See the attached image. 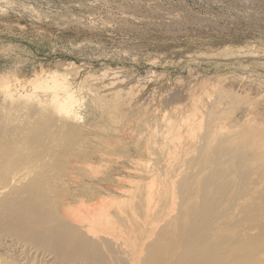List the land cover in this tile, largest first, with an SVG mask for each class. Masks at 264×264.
Segmentation results:
<instances>
[{
    "label": "rangeland",
    "instance_id": "obj_1",
    "mask_svg": "<svg viewBox=\"0 0 264 264\" xmlns=\"http://www.w3.org/2000/svg\"><path fill=\"white\" fill-rule=\"evenodd\" d=\"M53 72L66 74L71 88L80 99L79 124L56 114L47 104L44 105L51 95L49 90L46 92L45 89H38L35 92L33 84L28 83L33 79L37 80V75L42 78ZM116 73L118 76L115 77ZM101 75L102 77H97ZM111 77L117 80L115 87L110 85ZM4 79L14 86L18 84L17 80H20L24 86L22 89L17 88L18 93L15 92L12 101L7 99L1 88ZM225 82L227 84L223 85ZM248 85L250 87H247ZM222 86L226 92L231 90V94L233 93L228 95L231 97L229 99H235L225 100L226 95L223 100L220 93L216 92V89L221 90ZM26 94L37 99L36 104H27ZM258 98L264 101V0H0V143L8 142L14 146L18 143L16 149H19L20 156L23 155L22 157L30 161V169L33 167L31 172L37 173L40 183L44 185L41 184L40 194L43 195L41 194L40 200L36 194L37 180H34V185L28 181V185L24 183L26 186H11V193L24 190H21L23 196L19 193L12 195L16 200L1 198L3 201L7 200V204L0 202L5 205L4 207L2 204L0 208V253L4 254L1 253L0 257L8 264H145V259L146 264L149 263L146 254L138 263L137 260L131 259L132 247L125 231L129 226L120 225L118 228L121 232L120 229L116 230L118 228L115 224L111 223L114 224L112 227L102 215L100 216L98 210V213L93 214L95 217H90L79 225L88 227L92 236V228L89 226H92L91 222L97 218L93 222L95 228L108 229L113 232L110 236L116 240L105 237L100 241L101 244L89 242L92 240L86 236V229L77 231L78 228L72 227L71 224L76 222L61 216L60 207L68 201L74 207L71 214H76L83 205L88 209L91 205L104 201V206L110 214L109 218L114 216L113 219H122L131 224L136 216L134 221L142 222L143 224L139 225L147 227L146 229H150L153 222L152 224L159 223L158 228L162 230L160 227L165 225L163 219L175 220L172 239L174 242L169 241V245L155 252L156 255L149 252L153 261L162 258L166 260L164 254H161L165 251L169 254L171 251L179 254L177 257H180V260L176 258L177 261L173 264L183 261L184 264H203L199 262L204 258L207 260L206 264H209L211 258L223 256L231 247H245L246 253L249 252V245H258L255 242L264 240V221L262 224L255 222L256 217L260 218L262 215L259 209L264 207L263 188L257 190L262 192H257L252 205L255 213L242 210L238 212L233 208L243 201L246 203L247 197L250 199L245 194H253L256 190L253 187L257 185L255 180L259 181L258 176L262 175H258L260 166L251 161L256 152H248V149L244 148L242 137L236 139H239L240 147L244 150L236 149L235 144L238 142L231 147L228 141L237 126L234 124L239 122L243 126L240 120L250 118L251 112L249 113L248 109L255 108L258 113L264 114V102L261 103ZM210 99L213 101H208ZM248 99L251 101L246 102ZM39 101H43L42 105ZM222 101H226V106L221 107ZM249 102L251 103L248 104ZM227 103H230L229 106ZM147 106L151 108L145 109ZM211 107L214 110L218 108L214 111ZM241 107L243 110L240 111ZM223 109H230L228 112L233 115H229L231 119L225 116L226 119L220 114L225 112ZM245 112L249 113L245 114L246 118L243 117ZM257 112L253 113L255 115L251 118L263 121L264 115L260 113L256 117ZM211 113L214 116H211ZM218 115L223 118L222 121L218 120L217 124ZM187 116L196 123L192 128H182L179 132L176 125L180 126V120L188 118ZM170 128H174L171 133ZM193 129V133L188 131ZM205 136H210L211 139ZM217 139L220 141L216 142ZM207 145H212L213 148L209 150ZM229 146L231 148H228ZM239 153L242 159L239 158ZM224 163H227L226 168ZM219 165L220 168L223 166V171L219 169ZM240 179L242 182H239ZM250 183L256 185H251V188ZM28 187L30 189H27ZM31 189H35L33 195L36 201L32 200ZM248 190L250 191L246 192ZM27 191L30 192L31 199L25 198ZM34 202H42L40 208L39 204ZM34 208L41 213L38 214L41 218L35 214L38 211H32ZM171 208L175 209H172L174 214L171 213ZM167 211L173 217H168L170 214L167 215ZM23 217L26 220L24 225L29 222L26 228H23ZM33 217L38 220L36 224ZM42 217L45 219L40 220ZM32 219L33 223L30 222ZM33 226L36 228L34 232L31 228ZM22 228L28 229L29 235ZM37 228L42 231L37 233ZM229 231L235 234L230 235L232 233ZM35 232L36 237L33 235ZM239 232L245 233L244 237L247 238L242 239L243 243L240 242L241 238H238L243 234ZM195 234L200 235V238ZM61 238L66 239L68 245L63 243ZM195 238L201 241L198 240L197 243ZM189 240L193 242L189 244ZM123 244L128 246L124 245L122 248ZM11 246L17 248H13V251ZM57 247H61V251ZM126 248L129 250H124L127 253L123 251ZM220 248L226 250L221 252ZM196 251H199L200 257H197L200 261L193 255ZM242 252L241 256H245ZM180 253L186 259H183ZM192 255L194 260L189 257Z\"/></svg>",
    "mask_w": 264,
    "mask_h": 264
},
{
    "label": "bare ground",
    "instance_id": "obj_2",
    "mask_svg": "<svg viewBox=\"0 0 264 264\" xmlns=\"http://www.w3.org/2000/svg\"><path fill=\"white\" fill-rule=\"evenodd\" d=\"M65 67V66H64ZM71 67V66H70ZM75 68V67H74ZM112 71V70H111ZM114 71V70H113ZM103 72H105V71H103ZM102 72V73H103ZM107 72V71H106ZM109 72V71H108ZM107 72V73H108ZM111 74H112V72H110ZM99 74H101V72L99 73ZM105 75H106V73H104ZM197 74V73H196ZM66 75V74H65ZM64 74H60V73H57V72H53V73H49V74H46L44 77L42 76V78H40L41 76H38L37 75V80L35 79H33L32 81H29L28 83H30V84H33L32 86H33V90H35V92H36V90H38V89H45L46 90V92H48V90H49V92H51V95L48 97V100L46 101V103L44 102V105H48L50 108H51V110L53 111V112H56V114H58V115H60V116H63V117H65V118H67V119H70L72 122H75V123H80V121H81V114H80V112H79V106H80V99H78L77 98V95H76V93H75V91H73V88H71V86H70V84H69V82H68V78L65 76ZM108 75V74H107ZM161 75V74H160ZM110 76L111 75H109V77L108 78H110ZM116 76H118L117 75V73L115 74V77ZM195 76H197V75H195ZM200 76V75H199ZM97 77H102V75L101 76H97ZM107 77V76H106ZM114 77V78H115ZM114 78H112L111 77V79H110V81H111V84L110 85H112V86H114L115 87V85L117 84V80H115ZM205 80V79H204ZM225 80V79H224ZM231 80V79H230ZM107 81H108V79H107ZM151 81V80H150ZM189 82H190V80H188ZM120 82V81H119ZM209 82V81H208ZM2 84H1V88H2V90H3V92H4V94H5V96L7 97V99H10L11 101L12 100H14V97H15V92H17L18 93V90H17V88L18 87H21V89L22 88H24V86L20 83V80H19V82H18V80H17V83L19 84H16L15 86H14V84H10L11 82H9L8 80H6V79H4V80H2V82H1ZM108 83V82H107ZM196 83V82H195ZM235 83V82H234ZM106 84V83H105ZM115 84V85H114ZM121 84V83H120ZM227 83L225 82V84H223V85H226ZM240 84V83H239ZM108 85V84H107ZM178 85V84H177ZM218 85H220V84H218ZM237 85V84H236ZM118 86V85H117ZM131 86V85H130ZM213 86H214V84H213ZM217 86V85H216ZM228 87H229V85H227ZM109 87V86H108ZM219 86H217V88H218ZM231 87V86H230ZM246 87V86H245ZM247 87H250V85H248ZM197 88H198V86H197ZM214 88H216V87H214ZM221 88V87H220ZM223 86H222V89L220 90V92H219V90L218 89H216V92H218V94L220 93V95L222 96V98H223V100H224V97H226V95H227V99L225 98V100H233V99H235V97L233 98L232 97V99H229V98H231L230 96L228 97V95H230L231 94V90H230V92H226L225 90H223ZM256 88H258V87H256ZM19 89V88H18ZM132 89V88H131ZM241 89V88H240ZM245 89V88H244ZM248 89V88H247ZM112 90V89H111ZM119 90V89H118ZM207 90H208V88H207ZM249 90V89H248ZM261 90V89H260ZM113 92H114V90H113ZM124 92H125V90H124ZM124 92H123V94H124ZM129 92L130 93H132L131 92V90H129ZM190 92H191V90H190ZM193 92H194V90H193ZM214 92H215V89H214ZM243 92H245V90H243ZM258 92H259V90H258ZM34 93V92H33ZM111 93V92H110ZM128 93V92H127ZM126 93V94H127ZM134 93V92H133ZM181 93V92H180ZM208 93V92H207ZM229 93V94H228ZM248 93V92H247ZM254 93V92H253ZM28 94V93H27ZM26 94V96L28 97L27 98V101H26V103L27 104H29V102H34V104H36V102H37V99H34L32 96H28ZM32 94V93H31ZM121 93L119 92V95H120ZM122 94V95H123ZM233 94V93H232ZM231 94V95H232ZM235 95H238L237 93H234ZM241 94V93H240ZM258 93H256V95H257ZM119 95H117L118 97H119ZM121 95V96H122ZM135 95V94H134ZM172 95V94H171ZM182 95V94H181ZM191 95V94H190ZM214 95V94H213ZM219 95V96H220ZM199 96H202V94L200 95L199 94ZM211 96V95H210ZM217 96V95H216ZM260 96V95H259ZM19 97H20V95H19ZM36 97V96H35ZM114 97V96H113ZM168 97V96H167ZM173 97V96H172ZM186 97V96H185ZM207 97V96H206ZM242 97V96H241ZM243 97H245L244 95H243ZM21 98V97H20ZM37 98V97H36ZM47 98V97H46ZM219 98H221V97H219ZM246 98V97H245ZM248 98V97H247ZM124 99V98H123ZM170 99V98H169ZM185 99H187V98H185ZM208 99V98H207ZM216 99H218V98H216ZM237 99V98H236ZM239 99V98H238ZM259 99V98H258ZM212 99H210V100H208V101H211ZM219 100H222V99H219ZM242 100V99H241ZM253 100V99H252ZM260 100V99H259ZM121 101H122V98H121ZM188 101V100H187ZM213 101V100H212ZM217 101V100H216ZM229 101V102H230ZM235 101H237V100H235ZM234 101V102H235ZM245 101V100H244ZM248 101H251V100H246V102H248ZM261 101V100H260ZM259 101V102H260ZM41 102H43V101H39L38 103L39 104H41ZM124 101H122V103H123ZM224 101H222L221 103H223ZM262 102H264L263 100L261 101V103ZM25 103V104H26ZM150 103V102H149ZM173 103V102H172ZM203 103V102H202ZM210 103V102H209ZM220 103V104H221ZM225 103H226V101H225ZM225 103H223V104H221V107L225 104ZM235 103H237V102H235ZM234 103V104H235ZM251 102H249L248 104H250ZM230 104V103H229ZM229 104L227 103V105L229 106ZM233 104V103H232ZM238 104H240V103H238ZM238 104H237V106H238ZM253 104V103H252ZM254 104L256 105V101L254 102ZM253 104V105H254ZM38 105V104H37ZM42 105V104H41ZM41 105H40V107H41ZM43 105V106H44ZM46 105V106H47ZM161 105V104H160ZM163 105V104H162ZM190 105V104H189ZM210 105H212V104H210ZM241 105V104H240ZM258 105V104H257ZM220 105H218V107H219ZM224 106H226V105H224ZM228 106H227V108H228ZM244 106V108H245V105H243ZM259 106V105H258ZM186 107V106H185ZM218 107H216V109L218 108ZM261 107V106H260ZM259 107V108H260ZM39 108V107H38ZM48 107H46V109H47ZM148 108H151V107H146L145 109H148ZM189 108H191V107H189ZM212 108V107H211ZM220 108V107H219ZM226 108V107H225ZM231 108V107H230ZM240 108V107H239ZM242 108V107H241ZM248 108H250V107H248ZM252 108V107H251ZM257 108V107H256ZM42 109V108H41ZM45 109V110H46ZM167 109V108H166ZM209 109V108H208ZM213 109V108H212ZM215 109V110H216ZM236 109V108H235ZM234 109V110H235ZM255 109V108H254ZM248 109L249 110V116L251 115V116H254L255 114H253V113H255V112H257V109ZM44 110V109H43ZM50 110V111H51ZM176 110V109H175ZM214 110V109H213ZM214 110V111H215ZM224 111H225V109H223ZM228 110V109H227ZM233 110V111H234ZM237 110V109H236ZM239 110V109H238ZM237 110V111H238ZM241 110H243V108L242 109H240V111ZM247 110V111H248ZM184 111V110H183ZM205 111H206V109H205ZM213 111V112H214ZM221 111H222V109H221ZM228 111H230V109L228 110ZM228 111H225V112H220V114L221 115H223L224 117L225 116H229V115H231V117L233 116L232 115V112H231V114H229L230 112H228ZM246 111V110H245ZM253 111V112H252ZM259 111V110H258ZM149 112H152V111H149ZM198 112V111H197ZM243 112V111H242ZM203 113V112H202ZM240 113V112H239ZM260 113H262V112H260ZM260 113H258L257 112V116L256 117H258V114H260ZM47 114V113H46ZM178 114V113H177ZM180 114V113H179ZM210 114V113H209ZM236 114V113H235ZM245 114L246 115H248L246 112L244 113V116L243 117H245L246 118V116H245ZM52 115V114H51ZM58 115H56V116H58ZM147 115V114H146ZM202 115V114H201ZM214 116V114H212L211 113V116ZM215 115H216V113H215ZM220 115V116H221ZM262 115H264L263 113H262ZM262 115H260V117L262 116ZM38 116V115H37ZM159 116V115H158ZM163 116V115H162ZM183 116V115H182ZM211 116H209V119H210V117ZM219 116V115H218ZM217 116V117H218ZM220 116H219V118H220ZM223 116H222V118H223ZM251 116H250V118H246V119H244L243 121L242 120H240V119H238V120H240V123L242 122L244 125L243 126H241L240 124H239V122H237V124H234V125H237L236 127H234V133H233V136L230 138V140L228 141V142H230L229 144H230V146L232 147L233 146V144L235 143V142H238L239 141V139H236V137L238 138H241L242 137V139H241V143L243 144V146H244V148H246V149H248V152H252L253 150H254V153L256 152V155L254 154V159H251V161L253 162V163H257V166H260L259 167V169H260V172H258V175H259V173H261V175H262V177L261 176H258V178H259V181H258V179H256L255 180V182L257 181V185L254 183V185H256V186H254L252 183L254 182V181H252V183H250L249 185H250V187H251V185H253L252 187L254 188V192H253V194H250V193H246L245 195H247V196H249L250 197V199L247 197V199H246V203L243 201V203H239V204H237L236 205V207H235V209L233 208V210L234 211H240V210H242V212L243 211H245V212H254V208H252V205H254V202H255V200H256V197H257V195H258V193L257 192H262V191H257L258 189H262L263 188V190H264V120L263 121H257V119L254 117V118H251ZM41 117V116H40ZM59 117V116H58ZM173 117H174V115H173ZM185 117H186V115H185ZM188 117V116H187ZM216 117V118H217ZM231 117L229 116V118L231 119ZM235 117V116H234ZM242 117V118H243ZM263 117V116H262ZM261 117V118H262ZM47 118V117H46ZM164 118V117H163ZM167 118V117H166ZM213 118V117H212ZM217 119V121H216V119L214 120V121H216L217 122V124L219 123L218 122V120H221L222 118H220V119ZM226 118V117H225ZM261 118H259V120L261 119ZM64 119V118H63ZM66 119V120H67ZM179 119V118H178ZM183 119V118H182ZM180 120L181 121V125L180 126H178L177 127V125H176V128L179 130V132L181 131V129L182 128H184V129H190V128H192L193 127V125L196 123L195 122V120H193V121H191L190 119H189V117L188 118H186V119H183V120ZM201 119V118H200ZM227 119V118H226ZM42 120V119H41ZM165 120V119H164ZM206 120V119H205ZM211 120V119H210ZM225 120V119H224ZM235 120V119H234ZM157 121V120H156ZM174 121V120H173ZM202 121H204L203 119H202ZM212 121V120H211ZM222 121V120H221ZM227 121V123H228V120H226ZM237 121V120H236ZM47 122V121H46ZM165 122V121H164ZM175 122V121H174ZM224 122V121H223ZM232 122V121H231ZM234 122V121H233ZM59 123V122H58ZM67 123V122H66ZM158 123V122H157ZM161 123V122H160ZM202 123V122H201ZM213 123V122H212ZM68 124V123H67ZM174 124V123H173ZM172 124V125H173ZM216 124V123H215ZM223 124V123H222ZM71 125V124H70ZM168 125H170V124H168ZM172 125L170 126V127H172ZM209 125H210V121H209ZM212 125H214V123L212 124ZM226 125V124H225ZM232 125H233V123H232ZM233 125V126H234ZM261 125H263V126H261ZM62 126V125H61ZM199 126V125H198ZM201 126V125H200ZM211 126V125H210ZM37 127V126H36ZM75 127H76V125H75ZM166 127V126H165ZM169 127V126H168ZM212 127V126H211ZM210 127V128H211ZM225 127V126H224ZM238 127V129H240V130H238V129H236L235 130V128H237ZM158 128H160V127H158ZM209 128V129H210ZM223 128V127H222ZM229 128V127H228ZM167 129V128H166ZM171 129V128H170ZM174 129V128H173ZM173 129H171L170 131H169V133H171V131L173 132ZM183 129V130H184ZM196 129H197V127H196ZM214 129V128H213ZM213 129H212V131H213ZM64 130V129H63ZM68 130V129H67ZM165 130V129H164ZM178 130H176V131H178ZM201 130V129H200ZM224 130V129H223ZM222 130V131H223ZM69 131V130H68ZM187 131V130H186ZM188 131H192L191 133H193V131H194V129L193 130H188ZM214 131H215V129H214ZM220 131V130H219ZM225 131H227V130H225ZM210 132H211V130H210ZM227 132H232V131H227ZM176 133V132H175ZM175 133H173V134H175ZM186 133V132H185ZM200 133H202L201 131H200ZM222 133H224V132H222ZM221 133V134H222ZM163 134H164V132H163ZM211 134V133H210ZM226 134V133H225ZM240 134L242 135V136H240ZM166 135V134H165ZM171 135V134H170ZM157 136V135H156ZM168 136H169V134H168ZM227 136H229L228 134H227ZM180 137H181V135H180ZM206 137V136H205ZM198 138H200V137H198ZM197 138V139H198ZM206 138H208V136L206 137ZM217 138V137H216ZM215 138V139H216ZM219 138V137H218ZM221 138V137H220ZM226 138V137H225ZM209 140L211 139L210 138V136H209V138H208ZM157 140V139H156ZM171 140V139H170ZM173 140V139H172ZM202 140H203V138H202ZM207 140V139H206ZM214 140V139H213ZM220 141V139H217V141L216 142H219ZM226 140V139H225ZM18 141H16V143H17ZM172 142V141H171ZM206 142V141H205ZM212 142H214V141H212ZM227 142V141H226ZM20 143V142H19ZM18 144V143H17ZM16 144V146H18ZM176 144V143H175ZM207 144H208V142H207ZM212 144V143H211ZM223 144V143H222ZM228 144V143H227ZM238 144H239V147H238ZM167 145V144H166ZM165 145V146H166ZM171 145H173V144H171ZM206 145V144H205ZM213 145V144H212ZM212 145L211 146H208L207 145V149L209 148V150L211 149V147H212ZM235 145H237L236 147V149H238V148H241L240 147V143L238 142L237 144H235ZM16 146H14V144H12V143H0V202H2L3 200H1V198H4V197H6L7 199H9L8 201H10V198H14V196H12V195H15V194H18L19 193V195H22L23 193L21 192V190L22 191H24L23 189H21V190H18V191H15L14 193H11V192H9V191H11V190H13L12 189V187L11 186H13L14 185V188H15V186L16 187H18L19 185H21V184H23V185H25V184H27V182L28 181H30V182H34V180H37V184H35V186H37L38 188H37V190H36V194L38 195L37 197H39V200L41 199V196L43 195L42 193V195L40 194V190L42 191V187H41V184L42 183H40V178H39V175H37V173H35V172H31V170L33 169V167L30 169V166H29V162L30 161H28V160H26L25 159V157H22L23 155H21L20 156V152H19V149H16L17 147ZM164 146V147H165ZM178 146V145H177ZM221 146V145H220ZM219 146V147H220ZM226 146V145H225ZM224 146V147H225ZM228 147V148H231V147ZM242 146V147H243ZM205 148V147H204ZM203 148V149H204ZM213 148V147H212ZM221 148H223V147H221ZM226 148V147H225ZM220 149V148H219ZM241 149H243V148H241ZM244 150V149H243ZM212 151V150H211ZM227 151V150H226ZM230 151V150H229ZM232 151V150H231ZM238 151V150H237ZM240 151V150H239ZM238 151V152H239ZM246 151V153H248L247 152V150H245ZM209 152V151H208ZM220 152H221V150H220ZM237 152V153H238ZM224 153H226L225 151H224ZM241 153V152H240ZM240 153H239V158H240ZM245 153V152H244ZM253 153V152H252ZM220 154V153H219ZM223 154V153H222ZM251 154V153H250ZM28 155V154H27ZM176 155V154H175ZM212 155V154H211ZM225 155V154H224ZM246 155V154H245ZM249 155V154H248ZM31 156V155H30ZM230 156V155H229ZM236 156V155H235ZM244 156V155H243ZM242 156V157H243ZM222 157H224L223 155H222ZM226 157V156H225ZM248 157V156H247ZM250 157V156H249ZM227 158V157H226ZM239 158H238V160H239ZM252 158V157H251ZM228 159V158H227ZM240 159H242V158H240ZM207 160V159H206ZM211 160V159H210ZM223 160V159H222ZM226 160V159H225ZM231 160V159H230ZM250 160V159H249ZM246 161V160H245ZM215 162V161H214ZM223 162H226V161H223ZM207 163V162H206ZM220 163V162H219ZM245 163H247V162H244V164ZM220 164H222V163H220ZM225 164V163H224ZM223 164V165H224ZM228 164H230V163H228ZM232 164V163H231ZM234 164V163H233ZM240 164V163H239ZM207 165V164H206ZM227 165V163L224 165V167ZM238 165V164H237ZM220 166L221 165H219V169H221L220 168ZM257 166H256V168H257ZM212 167V166H211ZM228 167H229V165H228ZM227 167V168H228ZM255 167V166H254ZM226 168V167H225ZM255 168V170H259V169H256ZM229 169V168H228ZM252 169V168H251ZM207 170V169H206ZM222 171H223V169H221ZM227 170V169H226ZM236 170V169H235ZM254 170V169H253ZM254 170V171H255ZM221 171V172H222ZM237 171V170H236ZM228 172H229V170H228ZM180 173V172H179ZM251 173H252V171H251ZM234 175H235V171H234V173H233ZM239 174H241V173H239ZM255 174H256V172H255ZM222 175H224V174H222ZM230 175V174H229ZM237 175V174H236ZM235 175V176H236ZM208 176V175H207ZM226 176V175H225ZM233 176V175H232ZM235 176L233 177L235 180H236V178H235ZM246 176V175H245ZM201 177V176H200ZM199 177V178H200ZM221 177V176H220ZM249 177V176H248ZM255 177V176H254ZM34 178V179H33ZM245 177H243V179H244ZM252 179H253V177H251ZM250 178V179H251ZM196 179V178H195ZM239 179V178H238ZM237 179V180H238ZM246 179V178H245ZM33 180V181H32ZM174 180V179H173ZM200 180V179H199ZM178 181V180H177ZM192 181V180H191ZM197 181H198V179H197ZM219 181V180H218ZM241 181V179L239 180V182ZM245 180H243V182H244ZM174 182V181H173ZM238 182V181H237ZM238 182V183H239ZM242 182V181H241ZM247 182V181H246ZM25 183V184H24ZM32 183H30L31 185H34V183L32 184ZM154 183V182H153ZM181 183V182H180ZM198 183V182H197ZM29 184V185H30ZM51 184V183H50ZM193 184V183H192ZM236 184V183H235ZM245 184V183H244ZM28 185V184H27ZM43 185V184H42ZM174 185V184H173ZM194 185H195V183H194ZM26 186V185H25ZM44 186V185H43ZM136 186V185H135ZM231 186V185H230ZM10 187H11V189H10ZM74 187V186H73ZM247 187V186H246ZM245 187V188H246ZM251 187V188H252ZM30 188H31V186H30ZM29 187L27 188V189H30ZM32 188H33V186H32ZM35 188V187H34ZM44 188V187H43ZM194 188H195V186H194ZM223 188H224V186H223ZM231 188V187H230ZM17 189V188H16ZM27 189H25V190H27ZM198 189H200V188H198ZM247 189V188H246ZM15 190V189H14ZM32 190V189H31ZM35 189H33L32 191H31V193L30 192H28L27 191V194H26V196L27 197H25V198H29V193L32 195V197H33V199L32 200H35L36 201V199H35V197H34V195L33 194H35V192H33ZM44 190V189H43ZM227 190V189H226ZM235 190V189H234ZM252 190V189H251ZM50 191V190H49ZM68 191V190H67ZM126 191V190H125ZM130 191H132V190H130ZM219 191V190H218ZM236 191H237V189H236ZM250 190H248V191H246V192H249ZM9 192V193H8ZM33 192V193H32ZM155 192V191H154ZM169 192V191H168ZM252 192V191H251ZM21 193V194H20ZM131 193V192H130ZM226 193H228V192H226ZM233 193V192H232ZM231 193V194H232ZM6 194V195H5ZM119 194V193H118ZM211 194V193H210ZM234 194V193H233ZM239 194V193H238ZM261 194V193H260ZM3 195H5V196H3ZM45 195V194H44ZM86 195V194H85ZM172 195V194H171ZM192 195V194H191ZM198 195H199V193L197 194V197H198ZM23 196V195H22ZM100 196V195H99ZM110 196V195H109ZM113 196V195H112ZM182 196V195H181ZM262 196V195H261ZM17 197V196H16ZM19 197H21V196H19ZM153 197V196H152ZM231 197V196H230ZM22 198V197H21ZM20 198V199H21ZM150 198H151V196H150ZM149 198V199H150ZM238 198H239V196H238ZM15 200H16V198H14ZM29 199H31V198H29ZM116 199V198H115ZM121 199V198H120ZM166 199V198H165ZM192 199H193V197H192ZM195 199V198H194ZM227 199V198H226ZM233 199V198H232ZM23 200V199H22ZM38 200V199H37ZM38 200V201H39ZM86 200V199H85ZM199 200V199H198ZM198 200H196V201H198ZM211 200V199H210ZM230 200V199H229ZM243 200V199H242ZM241 200V201H242ZM12 201H13V199H12ZM42 201V200H41ZM152 201V200H151ZM157 201V200H156ZM167 201V200H166ZM3 202H6V204H7V200H4ZM17 202V201H16ZM28 202H30L29 200L27 201V203ZM53 202V201H52ZM136 202H138V201H136ZM253 202V203H252ZM19 203H20V201H19ZM31 203V202H30ZM35 204H39V208H40V204L42 203V202H38V203H36V202H34ZM83 203V202H82ZM140 203V202H139ZM147 203H150V202H147ZM159 204L161 203L160 201L158 202ZM181 203V202H180ZM3 204V203H2ZM2 204L0 203V208H1V206H2ZM29 204V203H28ZM28 204H26V205H28ZM34 204V205H35ZM61 204V203H60ZM138 204V203H137ZM142 204V203H141ZM157 204V203H156ZM166 204V203H165ZM170 204V203H169ZM168 204V205H169ZM173 204H174V202H173ZM187 204V203H186ZM189 204V203H188ZM25 205V204H24ZM30 205V204H29ZM28 205V206H29ZM83 205V204H82ZM184 205V204H183ZM3 206L5 207V205L3 204ZM38 206V205H37ZM36 206V207H37ZM133 206V205H132ZM144 206H146V204L144 205ZM160 206V205H159ZM171 206H172V203H171ZM174 206V205H173ZM178 206V205H177ZM190 206V205H189ZM261 206V205H260ZM11 207V206H10ZM17 207H18V205H17ZM20 207V206H19ZM42 207V206H41ZM131 207V206H130ZM149 207V206H148ZM161 207V206H160ZM170 207V206H169ZM169 207H167V209H169ZM12 208V207H11ZM21 208V207H20ZM146 208V207H145ZM7 209V208H6ZM73 209H74V207H73V204L72 203H70L69 201L68 202H65L64 204H63V207L61 208L60 207V214H61V216L63 217V216H66V218H70L72 221H74V222H76V223H71L73 226L72 227H76V228H78V229H76L77 231L78 230H81L82 228H84V229H86V236L87 237H89V238H91V240L92 241H89V242H93V241H95L94 243H99V244H101L100 243V241H103L104 240V238L105 237H108V238H112L113 240H116L114 237H111L112 236V233L113 232H110V231H108V229H102V228H100V229H97V228H95V226L96 225H93V222L97 219H95L94 220V218H93V220L94 221H92L91 222V224H92V226H89L90 228H92V229H90V231H91V233H92V236L90 235V232L88 231V227H85V226H83V225H79V224H82L83 222H85L88 218H90V217H93L94 215L93 214H95V213H98V212H100V216L102 217V218H105L106 220H107V222H109L110 223V225H111V223H114L115 224V226L118 228V227H120V225H122V226H129L128 227V229L127 230H125L126 232H127V234H128V237H129V239L127 238V240H129V242H130V246L132 247V248H130V257H131V259H134L135 261L137 260V263L140 261V260H142L143 258H144V256H145V254H146V258H147V256H148V261H149V263L148 264H173V262L176 260V258L178 259V260H180L178 257H177V255L179 256V254H177L176 252H174V251H171V254H169L167 251H165L164 253H161V254H164V256L163 257H166L167 259L165 260L164 258H162L161 260L159 259V260H157V261H153L152 259H151V257H150V254H149V252L150 253H153V254H155V252L157 251H160V250H162V248H164V247H166L167 245H169V241H172V239H174L173 238V236H174V229H175V220H168V219H166V220H164L163 219V222L165 223V225H164V227L162 228V227H160V229H162V230H159V228H158V224L159 223H154V224H152L153 222L151 221V219H150V221L152 222L151 223V228L150 229H146L145 228V226H143V225H139V224H143L142 222H137V221H134V218L136 217V216H134V218H133V220H132V223L130 224L129 222H124V221H122V219H113L114 218V216H113V218H109V215L110 214H108V211H107V209L105 208V206H104V201L103 202H100V203H97V204H94V205H91L90 206V208H85L84 207V205H83V207H81L79 210H77L76 211V214H71V212L73 211ZM133 209V208H132ZM142 209H143V207H142ZM154 209V208H153ZM160 209V208H159ZM165 209V208H164ZM163 209V210H164ZM172 209H174V208H171V210ZM8 210V209H7ZM31 210V209H30ZM97 210H98V212H97ZM139 210V209H138ZM146 210V209H145ZM145 210H143V211H145ZM148 210V209H147ZM170 210V211H171ZM175 210V209H174ZM260 210V213H262V215L260 216V218H258V217H256V219H255V222H257V223H259V224H262L263 222L262 221H264V207H262L261 209H259ZM259 210H258V212H259ZM3 211V210H2ZM12 210H10V214L12 213L11 212ZM18 210H16V212H17ZM32 211H34V212H37L38 210L36 209V208H34V209H32ZM40 211H42V210H40ZM105 211H107V212H105ZM149 211H151L150 209H149ZM149 211H147V212H149ZM198 211V210H197ZM14 213H16L15 211H13ZM25 212V211H24ZM24 212H22V214L24 213ZM33 212V213H34ZM125 212V211H124ZM151 212H153V211H151ZM161 214L163 213L162 212V208H161ZM173 212V210L171 211V213ZM175 212V211H174ZM111 213H112V211H111ZM125 213H127V212H125ZM150 213V212H149ZM176 213V212H175ZM232 213H234V212H232ZM255 213V212H254ZM24 214H26V212L24 213ZM29 214V213H28ZM36 215H37V217H39L38 216V214H41V213H39V211H38V213H35ZM167 215L168 214H170V212L169 211H167V213H166ZM172 214H174V213H172ZM172 214H170L168 217H173V216H171ZM237 214V213H236ZM242 214V213H241ZM249 214V213H248ZM13 215V214H12ZM14 215H16V214H14ZM27 215V214H26ZM35 215V216H36ZM126 215V214H125ZM152 215V214H151ZM166 215V216H167ZM1 216V215H0ZM5 216V215H4ZM11 216V215H10ZM25 216V215H24ZM29 216V215H28ZM42 216H43V214H42ZM97 216H98V214H97ZM143 216H144V214H143ZM152 216H154V214L152 215ZM86 217V218H85ZM95 217V216H94ZM99 217V216H98ZM129 217V216H128ZM145 217V216H144ZM175 217V216H174ZM243 217H244V215H243ZM245 217H247V216H245ZM13 218V217H12ZM24 218V217H23ZM34 218V220H35V217H33ZM39 218H41V217H39ZM38 218V219H39ZM137 218V217H136ZM136 218H135V220H136ZM148 218V217H147ZM251 218V217H250ZM249 218V220H251ZM3 219H5V218H3ZM22 219V218H21ZM20 218H19V220H21ZM28 219V218H27ZM45 219V218H44ZM43 219V217H42V219H40V220H44ZM139 220L141 219V218H138ZM159 218H157V220H158ZM162 218H160V221H162L161 220ZM170 219V218H169ZM175 219H177V217L175 218ZM6 220H7V218H6ZM16 220V219H15ZM24 220H25V218H24ZM29 220V219H28ZM27 220V221H28ZM30 220H31V218H30ZM99 220H100V218H99ZM111 220V221H110ZM129 220V219H128ZM127 220V221H128ZM156 220V221H157ZM231 220H232V218H231ZM36 221V220H35ZM38 221V220H37ZM37 221L35 222V224L37 223ZM67 221H69V220H67ZM143 221V220H142ZM147 221V220H146ZM156 221H154V222H156ZM159 221V220H158ZM157 221V222H158ZM177 221V220H176ZM233 221V220H232ZM247 221V220H246ZM253 221V220H252ZM6 222V221H5ZM8 222V221H7ZM6 222V223H7ZM24 222H26V220L25 221H23V225L24 224H26V223H24ZM30 222H34L33 221V219H32V221H30ZM71 222V221H70ZM144 222V221H143ZM148 222V221H147ZM227 222V221H226ZM4 223V222H3ZM29 223V222H28ZM28 223H27V225H28ZM44 223V222H43ZM78 223V224H77ZM150 223V222H149ZM256 223V224H257ZM34 224V225H35ZM74 224H76V225H74ZM114 224H112L111 226L113 227V225ZM116 224H118V225H116ZM199 224V223H198ZM230 224V223H229ZM6 225V224H5ZM20 225H21V222H20ZM22 225V226H23ZM27 225H24L23 226V228L25 227V226H27ZM30 225V224H29ZM31 226V225H30ZM36 226V225H35ZM35 226H33V227H31V228H35ZM70 227H71V225H69ZM86 226H88V224H86ZM110 226V227H111ZM125 226V227H126ZM186 226V225H185ZM184 226V227H185ZM244 226V225H243ZM263 226V225H262ZM261 226V227H262ZM28 227V226H27ZM115 227V228H116ZM223 227V226H222ZM227 227V226H226ZM258 227V226H257ZM260 227V226H259ZM22 228V229H23ZM26 228V227H25ZM88 228V229H87ZM189 228V227H188ZM30 229V228H29ZM36 229V228H35ZM35 229L32 231V232H34L35 231ZM71 229H75V228H71ZM83 229V230H84ZM113 228H109V230H112ZM120 228H118V229H116V230H119ZM122 229H124L123 227H122ZM222 229V228H221ZM220 229V230H221ZM246 229V228H245ZM257 229H260V228H257ZM24 230V229H23ZM37 230H38V232L37 233H40L42 230H40L39 228H37ZM76 230H75V232H76ZM82 230V231H83ZM94 230V231H93ZM115 229H114V231H116ZM185 230V229H184ZM229 230V229H228ZM238 229L236 228V231H237ZM256 230V229H255ZM26 233H28V235H29V230L27 229V230H24ZM27 231H29V232H27ZM40 231V232H39ZM70 232L72 231V230H69ZM85 231V230H84ZM108 231V232H107ZM120 232H121V229L119 230ZM118 231V232H119ZM258 231V230H257ZM261 231H263V230H261ZM1 232V231H0ZM36 232L33 234L34 236H35V234H36ZM192 232V231H191ZM190 232V233H191ZM198 232V231H197ZM213 232V231H212ZM231 231H229V233H230ZM238 232V231H237ZM244 232V231H243ZM25 233V234H26ZM43 233H44V230H43ZM45 233H47V231L45 232ZM177 233H178V231H177ZM176 233V234H177ZM185 233H186V230H185ZM219 233V232H218ZM223 233V232H222ZM221 233V234H222ZM226 233V232H225ZM232 233V232H231ZM240 233V232H239ZM238 233V234H239ZM246 233H248L247 231H246ZM50 234H51V231H50ZM197 234V233H196ZM196 234H195V236H196ZM200 234V233H199ZM215 234H217V232L215 233ZM214 234V235H215ZM220 234V233H219ZM228 234V233H227ZM233 234H235V232L234 233H232V234H230V235H233ZM241 235L243 234V236H241V237H238V238H241L240 240V242H242V239L243 238H246V236L244 237V234L245 233H240ZM239 234V235H240ZM254 234V233H253ZM24 235V234H23ZM30 235H31V233H30ZM56 235V234H55ZM58 235V234H57ZM107 235V236H106ZM111 235V236H110ZM114 235H116V234H114ZM184 235H186V234H184ZM188 235V234H187ZM190 236H192L191 234H189ZM203 235H205V234H203ZM225 235V234H224ZM229 235V236H230ZM27 236V235H26ZM34 236H32V237H34ZM51 236V235H50ZM67 237H68V235H66ZM65 236V237H66ZM70 236H72V235H69V237ZM75 236V235H74ZM177 236H178V234H177ZM198 236V235H197ZM196 236V237H197ZM200 236V235H199ZM198 236V238H200ZM216 236V235H215ZM228 236V237H229ZM238 236V235H237ZM36 237V236H35ZM40 237V236H39ZM56 237V236H55ZM58 237V236H57ZM73 237V236H72ZM71 237V238H72ZM84 237H85V235H84ZM127 237V236H126ZM194 237V236H193ZM217 237H218V239H220L219 238V236L217 235ZM231 237V236H230ZM234 237H236V236H234ZM248 237H250V235H248ZM11 238H13V237H11ZM24 238V237H23ZM30 238V237H29ZM51 238V237H50ZM77 239H78V237H76ZM108 238H106L107 240H108ZM124 238V237H123ZM180 238V237H179ZM226 238H227V236H226ZM55 239V238H54ZM75 238L73 237V240H74ZM80 239H81V237H80ZM178 239V238H177ZM183 239H185V238H183ZM196 239V238H195ZM214 239V238H213ZM232 239V238H231ZM247 239V238H246ZM1 240H2V237H1ZM5 240V239H4ZM18 239H16V241H17ZM41 240V239H40ZM58 240V239H57ZM61 240H64V238H61ZM69 240V239H68ZM83 240V239H82ZM121 240V239H120ZM125 240H126V238H125ZM188 240V239H187ZM197 240V239H196ZM199 240V239H198ZM198 240H197V243H198ZM237 240H239V239H237ZM244 240V239H243ZM55 241V240H54ZM66 239L64 240V242L63 243H65L66 244ZM86 240H84V242H85ZM124 241V240H123ZM201 240H199V242H200ZM222 241V240H221ZM263 241L264 240H261L260 239V241H258V242H255L256 244H258V245H249L250 247L248 248L249 249V252H247L246 253V250H245V247L244 248H242V249H240L241 248V246H239L238 247V249L236 248H234L233 247V249H232V247L231 248H229L228 250H226V249H224V250H222L221 248H220V251L222 250V251H225L226 250V254H225V252H224V255L222 256H217V257H215L214 259L213 258H211L210 260H209V264H264V254H263V250H264V248H262V246H263ZM4 242V241H3ZM9 242V241H8ZM14 242V241H13ZM38 242V241H37ZM40 242V241H39ZM87 242V241H86ZM117 242H118V240H117ZM126 243H127V241H125ZM172 242H174V240L172 241ZM190 240H189V244H190ZM193 242V241H192ZM191 242V243H192ZM194 242H195V240H194ZM215 242V241H214ZM213 242V243H214ZM233 242V241H232ZM239 242V243H240ZM253 242V241H252ZM5 245H7V242L5 241ZM10 243V242H9ZM11 243H12V239H11ZM21 243V242H20ZM60 244H61V242H59ZM68 243V242H67ZM93 243V244H94ZM118 243H120V242H118ZM132 243V244H131ZM196 243V242H195ZM230 243V242H229ZM243 243V242H242ZM24 244V243H23ZM87 244H88V242H87ZM107 244H109V243H107ZM128 244V243H127ZM125 245V244H123L122 245V248H123V246L124 247H127L128 245ZM188 244V243H187ZM211 244H212V242H211ZM9 245V244H8ZM14 245H17V244H14ZM33 245V244H32ZM66 245H68V244H66ZM95 245V244H94ZM97 245V244H96ZM175 245V244H174ZM193 246H194V243L192 244ZM198 245V244H197ZM200 245V244H199ZM202 245V244H201ZM209 245H210V242H209ZM215 245V244H214ZM218 245H220L221 246V244L220 243H218ZM3 246V245H2ZM18 246V245H17ZM20 246V245H19ZM78 246V245H77ZM119 246H120V244H119ZM185 246H187V245H185ZM219 246V247H220ZM1 247V246H0ZM7 247H10V246H7ZM7 247L5 248V250L7 249ZM40 247V246H39ZM65 247V246H64ZM178 247V246H177ZM188 248H190L189 246H187ZM203 246H201V248H202ZM216 247V246H215ZM218 247V246H217ZM216 247V248H217ZM229 247V246H228ZM13 248H17V247H12L11 246V249L13 250ZM21 248L23 249L24 247H22L21 246ZM31 248V247H30ZM57 248H59V247H57ZM61 248V247H60ZM59 248V250L61 251V249ZM74 248V247H73ZM95 248H97V247H95ZM112 248H113V246H112ZM169 248V247H168ZM167 248V249H168ZM186 248V247H185ZM192 248V247H191ZM190 248V249H191ZM71 249V248H70ZM114 249H115V247H114ZM113 249V250H114ZM120 249V248H119ZM118 249V250H119ZM195 249V248H194ZM213 249H214V246H213ZM212 249V250H213ZM219 249V248H218ZM4 250V249H3ZM19 250H20V248H19ZM19 250H18V252H19ZM43 250V249H42ZM100 250V249H99ZM124 250H127V251H129L127 248L126 249H123V251ZM173 250V249H172ZM186 250H188L187 248H186ZM193 250V249H192ZM204 250V249H203ZM203 250H201V252H203ZM245 250V251H244ZM252 250V252H250ZM2 251V250H1ZM9 251V250H8ZM14 251V250H13ZM24 251V250H23ZM25 251H26V249H25ZM32 251V250H31ZM38 251V250H37ZM36 251V252H37ZM63 251V250H62ZM127 251L125 252V253H127ZM178 251V250H177ZM182 251V250H181ZM205 251V250H204ZM221 251V252H222ZM241 251H243L242 252V254L243 253H245L246 255L245 256H241ZM16 252V251H15ZM28 252V251H27ZM65 252V251H64ZM75 252V251H74ZM78 252V251H77ZM83 252V251H82ZM156 252V253H157ZM188 252H189V250H188ZM197 252V251H196ZM196 252L194 253L193 252V255H196V258L198 259V261H200L199 260V258L198 257H200L199 255H198V252H197V254H196ZM232 252H233V254H232ZM236 252V254H234ZM2 253V252H1ZM0 253V254H1ZM101 253H103V252H101ZM147 253H148V255H147ZM185 253V252H184ZM207 253H208V251H207ZM260 253V254H259ZM3 254V253H2ZM9 254V253H8ZM180 254H182V253H180ZM187 253H185V255H186ZM189 255H191L190 253H188ZM238 254V255H237ZM240 254V255H239ZM4 255V254H3ZM40 255V254H39ZM156 255V254H155ZM158 255V254H157ZM193 255L192 256H189V257H192V259L194 258L193 257ZM218 255V254H217ZM8 256V255H7ZM17 256V255H16ZM85 256V255H84ZM100 256V255H99ZM182 256H183V259L185 258L184 257V255L182 254ZM182 256H181V258H182ZM198 256V257H197ZM213 256H215V255H213ZM212 256V257H213ZM187 257V256H186ZM21 258V257H20ZM29 258V257H28ZM128 258V257H127ZM126 258V259H127ZM142 258V259H141ZM204 258V257H203ZM6 259V258H5ZM80 259V258H79ZM95 259V258H94ZM186 259V258H185ZM191 259V258H190ZM191 259V260H192ZM195 259V258H194ZM193 259V260H194ZM196 259V260H197ZM207 259V258H206ZM16 260H17V258H16ZM19 260V259H18ZM39 260V259H38ZM119 260V259H118ZM111 261V260H110ZM132 262H133V260H131ZM130 261V262H131ZM177 261V260H176ZM82 262V261H81ZM129 262V261H128ZM180 262V261H179ZM206 262H207V260H205V258H204V260H201L199 263H203V264H206ZM136 263V262H135ZM147 262H146V259H145V264H146ZM0 264H8V263H5L3 260H2V258L0 257ZM24 264V263H23ZM76 264H83V263H76ZM108 264V263H107ZM134 264V263H133ZM139 264H141V263H139ZM144 264V263H143ZM175 264V263H174ZM180 264H184V261H183V263H180ZM187 264V263H186ZM189 264H191V262H189ZM198 264V263H197ZM208 264V263H207Z\"/></svg>",
    "mask_w": 264,
    "mask_h": 264
}]
</instances>
